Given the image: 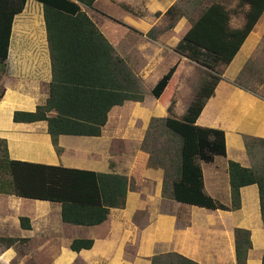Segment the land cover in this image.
<instances>
[{"label":"crops","instance_id":"crops-1","mask_svg":"<svg viewBox=\"0 0 264 264\" xmlns=\"http://www.w3.org/2000/svg\"><path fill=\"white\" fill-rule=\"evenodd\" d=\"M179 1L94 0L90 6L77 3L94 26L67 22L59 27L63 18H52L56 26H53V57L44 5L38 0H26L12 19L5 72L0 81L3 89L0 138L6 141L9 157L130 175L150 119L168 115L150 90L175 66L164 90L173 88L174 114L179 117L191 100L184 101L177 112L179 97L186 95L188 76L199 65L193 58L212 64L199 54L203 49L183 41L189 27L185 16L173 28L158 31L154 38L148 36L152 27H160L165 11ZM241 12L235 10L231 15L232 28L242 26ZM263 34L264 11L232 60L222 68L214 93L196 120L200 126L224 131L226 155L215 156L213 161L200 165L204 191L226 206L231 204L228 161L250 167L252 159L246 140L264 139V95L233 82ZM103 38L120 60L112 61ZM124 65L141 78L144 97L141 101L126 99L109 107L99 135L59 134L57 150L47 120H13L15 111H34L50 100L48 117L65 114L68 116L65 118L96 126L95 122L87 121L89 115L102 112L108 104L109 92L130 86L129 73L119 72ZM74 88L83 91L72 92ZM163 179L162 168L144 167L138 189L126 193L125 206L111 208L103 222L89 226L64 223L58 202L0 193V236L17 241L27 239L34 251L31 255H44L48 259L51 256L47 264H151L155 254L167 252L179 253L198 264H237L234 232L242 228L250 231L251 241L245 264H261L264 221L257 184L241 187L240 207L230 210L164 196ZM21 216L29 218V228L21 226ZM79 238L92 239L93 245L72 250L71 242ZM17 241L0 254V264L15 255Z\"/></svg>","mask_w":264,"mask_h":264},{"label":"trees","instance_id":"trees-1","mask_svg":"<svg viewBox=\"0 0 264 264\" xmlns=\"http://www.w3.org/2000/svg\"><path fill=\"white\" fill-rule=\"evenodd\" d=\"M25 1L0 0V81L5 72L12 19L16 13L22 10ZM38 1L44 5L51 51L55 41L53 26L56 27L52 18H63L59 27H64L67 22H72L73 25L83 24L82 22L93 25L77 3L90 6L94 0ZM237 7H245L244 22L239 28L230 26L231 13L235 10L228 9L218 1H212L203 7L196 18L187 17L189 27L183 35V41L203 49L199 54L209 58L212 64L199 60L197 57L193 58L206 70H202L201 83L181 117H176L174 114L176 97L173 88L164 90L175 71V66L171 67L150 90L151 94L163 104L168 115L164 118L152 117L150 119L130 175L14 160L9 157L6 141L0 138V193L58 202L61 204L60 214L64 223L96 225L107 218L111 208L125 206L127 191L137 190L144 167L152 166L163 169L162 192L164 196L212 209L234 210L239 208L240 188L255 183L258 186L260 212L264 221V166L263 168L252 165L246 167L237 161H228L231 204L226 206L214 200L204 191L200 165L201 162L213 161L215 156L226 155L224 131L219 128L200 126L196 124V120L220 80V72L216 67L219 64L226 65L232 60L264 11V0H238ZM63 10L70 11L60 12L58 15L51 14L52 11ZM183 15V7L179 3L172 4L163 14V18L168 20L165 27H152L148 36L154 38L156 30L164 31L173 28L176 21ZM103 41L105 50H108L112 61L114 62L116 58L120 60L114 55L112 47L106 43L104 38ZM51 55L54 57L53 51ZM256 62L257 60L248 58L233 80L235 85L256 93L250 87L253 80L251 75L255 72ZM125 67H121L119 72L129 73L130 86L120 88L117 90L118 92H109L108 104L102 112H94L89 115L91 118L87 121L95 122L96 126L72 118H65L68 117L65 114L48 117L47 113L52 107L50 100L44 105L37 106L34 111H15L13 120L16 122L47 120L48 132L57 150H59L57 144L59 134L99 135L101 126L106 122L109 107L113 104H121L126 99L141 101L144 97L145 89L141 78L135 74L132 68ZM75 89L83 91V89L74 88L72 92ZM2 93L3 89L0 84V96ZM69 115L75 116L74 114ZM250 142L264 148V139L262 138H248L246 140L248 149ZM167 184L170 185L169 189H167ZM20 222L22 227H30L28 217L21 216ZM234 236L236 262L245 264L248 250L251 247L250 231L236 228ZM16 241L17 238L0 237L1 251ZM92 245V239L79 238L71 242L70 248L79 251L83 248H90ZM151 264L198 263L179 253L167 252L155 254L151 259ZM261 264H264V254Z\"/></svg>","mask_w":264,"mask_h":264},{"label":"rangeland","instance_id":"rangeland-1","mask_svg":"<svg viewBox=\"0 0 264 264\" xmlns=\"http://www.w3.org/2000/svg\"><path fill=\"white\" fill-rule=\"evenodd\" d=\"M212 1L220 2L230 10L231 9L236 10V11L240 10L242 11L241 13L244 16L245 7L238 8L237 7L238 0H180L178 3L184 9L183 16H185L186 18L188 16L196 18L198 14L200 13L201 9L205 7L206 5H209ZM231 14L234 15V12H232ZM236 20H238V17ZM167 21H168L167 18L164 17L161 22L160 28L165 27ZM160 30L161 29H158L155 32H158V31L160 32ZM249 58L253 60H257L255 64L256 66L255 72L253 73V75H251L253 77V80L250 83V87L253 88L256 93L260 95H264V34L260 42L258 43L255 51ZM222 68H224V64H219L216 67L217 71L220 73L222 71ZM202 70H206V68L199 64L195 66L194 72L188 76V80L186 82V88L184 90V92L186 91V95L179 97V101L176 107V110L178 113L182 109L183 104L186 101H188V99L192 100L194 93H196L197 88L199 87L201 83L200 79H201V76L203 75ZM249 153L252 159L251 165L253 167L263 168L264 148L260 146L259 144H255V143L252 145V142H250ZM0 237H6V236H0ZM17 242L18 243L15 249V255L10 257L9 261L7 262L2 261L3 264H47L49 259H51V256H48L49 257L48 259L44 255H40V256L31 255V253H33L34 251H32L30 241H28L27 239H20ZM2 252L3 251H1V246H0V254Z\"/></svg>","mask_w":264,"mask_h":264}]
</instances>
